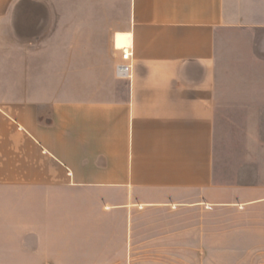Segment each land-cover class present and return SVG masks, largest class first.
<instances>
[{"label": "crops", "instance_id": "0c3cea01", "mask_svg": "<svg viewBox=\"0 0 264 264\" xmlns=\"http://www.w3.org/2000/svg\"><path fill=\"white\" fill-rule=\"evenodd\" d=\"M20 1L0 0V264L157 261L131 245L158 239L130 231L158 212L195 218L165 239L199 260L205 211L218 207L261 212L247 229L264 245V0H126L101 32V70L88 52L85 68L76 61L94 29L64 34L46 0ZM116 32L130 35V78L115 74ZM65 35L70 61L46 60Z\"/></svg>", "mask_w": 264, "mask_h": 264}, {"label": "rangeland", "instance_id": "374dc122", "mask_svg": "<svg viewBox=\"0 0 264 264\" xmlns=\"http://www.w3.org/2000/svg\"><path fill=\"white\" fill-rule=\"evenodd\" d=\"M90 1V0H89ZM92 5H85V0H79L78 5V21H70V0H46L51 13L53 14V21L51 29L55 28L64 34H68L70 28H92L95 30V37H93V46H82L80 43L82 38H78V55L77 64L85 68V54H93L90 63L102 69L104 60L103 55L106 51V38L102 36V31L113 29L124 18L126 9V0H91ZM104 4L102 5V2ZM92 14V22H86L85 13ZM77 25V26H76ZM56 46L51 44L45 51L46 60H61L63 63H68L71 59L70 44L73 40L68 35L58 37L55 39ZM73 44V43H72ZM223 122V137L225 142L220 143L223 153L226 157L224 164H230L229 149V120L225 118ZM228 119V120H227ZM260 130V139L264 137V117L258 119ZM239 134H234L236 137ZM190 221L184 222L179 216H172L167 212L151 213L144 216L142 222H139L137 228L133 222L131 227V237L142 239L157 238L158 241L153 243L148 242L142 245H131V253L142 252L157 255V261L144 262L145 264H264V245L256 244L257 239L253 237L248 227L253 223H259L262 219L261 212L251 214L248 212L238 211L231 207L210 208L205 211L204 225H205V246L200 245L199 260L193 259V252L197 249L187 248L182 246L172 245L166 241L165 238L172 237L177 234L181 235L183 228L192 227L196 225L195 218L190 215ZM183 227V228H182ZM188 233L184 231V234ZM192 235V231L189 232ZM241 234L243 237H240ZM246 234H249L248 239ZM165 239V240H163ZM168 240V239H167ZM149 241V240H148ZM183 248V249H182ZM204 248V250H202ZM204 251V254L201 252ZM177 254L182 257L181 260L169 259L167 255Z\"/></svg>", "mask_w": 264, "mask_h": 264}, {"label": "built area", "instance_id": "2783aa9c", "mask_svg": "<svg viewBox=\"0 0 264 264\" xmlns=\"http://www.w3.org/2000/svg\"><path fill=\"white\" fill-rule=\"evenodd\" d=\"M120 50V61L115 64V74L119 78H130L132 70V50L127 46Z\"/></svg>", "mask_w": 264, "mask_h": 264}, {"label": "bare ground", "instance_id": "6f19581e", "mask_svg": "<svg viewBox=\"0 0 264 264\" xmlns=\"http://www.w3.org/2000/svg\"><path fill=\"white\" fill-rule=\"evenodd\" d=\"M130 35L124 32H116L113 37V43L116 49L127 47Z\"/></svg>", "mask_w": 264, "mask_h": 264}, {"label": "water", "instance_id": "95a60500", "mask_svg": "<svg viewBox=\"0 0 264 264\" xmlns=\"http://www.w3.org/2000/svg\"><path fill=\"white\" fill-rule=\"evenodd\" d=\"M25 2L24 0H21L20 3H23ZM19 3V4H20ZM41 7H42V11L44 13V22H43V28H45L48 24V18H49V12L47 10V7L44 6L42 3H41Z\"/></svg>", "mask_w": 264, "mask_h": 264}]
</instances>
